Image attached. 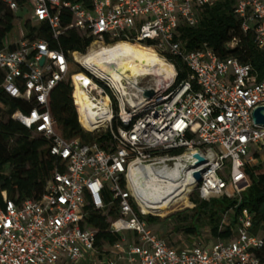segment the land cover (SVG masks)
<instances>
[{
  "label": "built area",
  "instance_id": "2783aa9c",
  "mask_svg": "<svg viewBox=\"0 0 264 264\" xmlns=\"http://www.w3.org/2000/svg\"><path fill=\"white\" fill-rule=\"evenodd\" d=\"M218 1L31 0L35 20L49 23L58 42L69 29L93 40L86 53H66L45 38L27 35L0 50V89L24 104L12 117L34 136L48 139L50 155L56 158L39 198L17 202L3 192L0 264H262L256 250L264 247V235L253 232V215L246 209L238 217L234 239L187 248L170 244L146 220L168 214L178 201L193 207L190 197L195 192L206 200L231 187L240 202L241 192L250 186L246 165L259 159L251 148L264 147V125L253 119L254 110L264 105V74L260 78L239 57L220 58L207 44L188 51L179 40L181 23L197 25L199 9ZM8 3L19 11L16 1ZM63 11L70 13V22L63 19ZM235 13L243 33L253 34L264 49V0H238ZM121 42L153 48L175 68V75L145 86L141 78H117L75 56L84 58ZM241 43L234 37L228 47ZM176 59L189 72L181 81ZM72 62L84 71L70 75ZM62 81L73 86L83 129H104L98 134L108 133L112 146L68 140L56 131L50 94ZM77 89L96 103L98 128L82 124ZM148 90L155 92L153 97L146 96ZM85 116V121H94L89 112ZM196 154L206 162L194 166L185 161ZM146 167L157 171L156 182L175 184L165 208L146 206L147 178L135 174ZM196 172L202 173L200 181ZM116 202L119 214L113 217L109 211ZM88 207L107 214L112 232L120 235L111 246L98 248L96 230L86 224Z\"/></svg>",
  "mask_w": 264,
  "mask_h": 264
},
{
  "label": "trees",
  "instance_id": "16d2710c",
  "mask_svg": "<svg viewBox=\"0 0 264 264\" xmlns=\"http://www.w3.org/2000/svg\"><path fill=\"white\" fill-rule=\"evenodd\" d=\"M14 1L18 3L19 11L31 3V0ZM237 1L219 0L212 6L200 8L197 25L181 23L179 40L188 51L200 49L207 44L220 58L239 57L243 62L251 63L261 78L264 74V49L256 45L253 34L243 33L241 21L235 13ZM19 11H13L8 0H0V50L5 47L7 36L14 30L15 23L20 18ZM62 15L66 22L71 21L69 12L63 11ZM26 26L28 38H45L51 42L53 48L62 47L66 53H86L93 40L75 29H69L58 42L53 38L49 23L33 26L31 20H28ZM234 37L239 38L242 43L236 48H230L228 43ZM14 46L12 45L13 48ZM175 63L179 72L178 81H181L189 72L181 59H176ZM82 71L84 69L81 65L72 62L70 75ZM1 80L0 75V83ZM23 106L22 100L13 98L0 89V210L5 208L4 191L17 202L27 198H39L44 193L46 182L56 166V158L49 152V140L43 136H34L30 129L12 117L14 111L24 108ZM50 108L54 127L63 138H80L85 143L96 140L104 148L113 145L108 133L94 135L83 129L78 108L73 100V86L70 81H62L52 90ZM254 156L259 158L260 153L257 151ZM245 170L250 179V186L241 192L240 202L233 196L234 190L231 187L223 194L211 196L206 200H202L195 192L190 197L193 207L171 213L165 219L175 222L174 230L178 233L200 237L202 230L207 229L214 241L232 240L236 237L238 217L246 209L253 215V232H261L264 235V164L248 163ZM106 199L110 201L111 195L107 194ZM118 214L116 202L112 205L109 215L117 217ZM225 219L227 224L224 223ZM146 220L150 224H156L161 217L149 215ZM86 224L96 230L97 246L101 250L120 238L119 234L112 232L108 215L99 210L88 207ZM199 243L207 244L208 241L200 240ZM256 254L264 264V247L256 250Z\"/></svg>",
  "mask_w": 264,
  "mask_h": 264
},
{
  "label": "bare ground",
  "instance_id": "6f19581e",
  "mask_svg": "<svg viewBox=\"0 0 264 264\" xmlns=\"http://www.w3.org/2000/svg\"><path fill=\"white\" fill-rule=\"evenodd\" d=\"M143 44H132L128 42H121L114 48L105 51H95L88 56L82 58L76 54V58L85 65H96L99 69L106 72H111L115 77L125 78L131 82L139 81V78L147 76H155L159 81H169L175 75V68L169 64L161 55L153 48ZM76 98L80 105H82L81 122L87 129L93 130L98 128V115L96 103L91 102L88 95L80 89L76 91ZM86 112H89L94 121H85ZM136 170L135 174H143L146 176L147 182V207L165 208L167 206V197L173 192V183L168 186L156 182L157 171L153 167L141 168ZM160 199H165L159 204ZM158 203V204H156Z\"/></svg>",
  "mask_w": 264,
  "mask_h": 264
},
{
  "label": "rangeland",
  "instance_id": "374dc122",
  "mask_svg": "<svg viewBox=\"0 0 264 264\" xmlns=\"http://www.w3.org/2000/svg\"><path fill=\"white\" fill-rule=\"evenodd\" d=\"M20 18L17 19L15 23L14 30L7 36L5 43L6 45H11L12 43L20 41L24 36L28 34V27L26 26V23L28 20L32 21L33 26H36L38 23L35 20L34 14H35V7L30 3L25 9H22L19 11ZM158 78L155 76H147L140 79V82L142 85H154L157 82ZM86 131V130H85ZM104 129H101L99 132L93 133L94 135L103 132ZM259 152L260 156L259 162H262L264 164V147L259 148L257 146H253L251 148V153L254 156L255 152ZM255 157V156H254ZM186 208H191V206L187 205V201H178L170 210V212L167 214H164L161 217V220L157 222L156 224H151V227L156 230L160 235H162L170 244H174L178 247H190L194 243H199L200 240H207L209 245H212L214 243V240L210 237L209 231L207 229L202 230L201 236H188L184 233H178L174 230L175 222L173 220H166L165 218L171 214L175 213L181 210H184ZM256 232V231H255ZM258 233V232H256ZM260 234H263L259 232ZM128 238H132V233L127 232L126 233Z\"/></svg>",
  "mask_w": 264,
  "mask_h": 264
},
{
  "label": "water",
  "instance_id": "95a60500",
  "mask_svg": "<svg viewBox=\"0 0 264 264\" xmlns=\"http://www.w3.org/2000/svg\"><path fill=\"white\" fill-rule=\"evenodd\" d=\"M44 63V59L41 61ZM155 92L153 90L146 91V96L153 97ZM253 119L257 124L264 125V105L257 107L253 112ZM185 161H187L190 165L199 166L206 162V158L203 157L201 154H196L194 156H187L185 157ZM196 178L200 181L202 179V173L196 172Z\"/></svg>",
  "mask_w": 264,
  "mask_h": 264
},
{
  "label": "crops",
  "instance_id": "0c3cea01",
  "mask_svg": "<svg viewBox=\"0 0 264 264\" xmlns=\"http://www.w3.org/2000/svg\"><path fill=\"white\" fill-rule=\"evenodd\" d=\"M260 161V159H258V162Z\"/></svg>",
  "mask_w": 264,
  "mask_h": 264
}]
</instances>
